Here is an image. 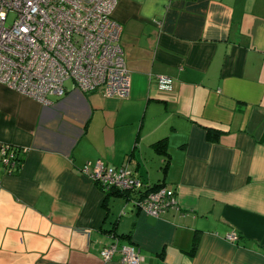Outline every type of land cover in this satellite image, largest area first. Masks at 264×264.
<instances>
[{"label": "crops", "instance_id": "1", "mask_svg": "<svg viewBox=\"0 0 264 264\" xmlns=\"http://www.w3.org/2000/svg\"><path fill=\"white\" fill-rule=\"evenodd\" d=\"M112 18L127 98L67 82L44 105L0 84V148L23 152L0 164V264H120L101 258L112 238L140 264H264V0H119ZM97 162L177 208L106 199L83 174Z\"/></svg>", "mask_w": 264, "mask_h": 264}, {"label": "built area", "instance_id": "2", "mask_svg": "<svg viewBox=\"0 0 264 264\" xmlns=\"http://www.w3.org/2000/svg\"><path fill=\"white\" fill-rule=\"evenodd\" d=\"M118 1L0 0V84L44 105L49 97L65 95L67 82L85 95L100 91L105 97L127 98L130 78L119 45L122 28L112 18ZM155 82L163 90L172 83L164 76ZM21 154L19 148L1 146L6 174L20 167ZM83 174L100 190L129 196L145 215L158 217L177 208L174 190L143 186L129 164L113 168L97 162ZM115 255L120 264H140L134 246L112 238L101 258L108 262Z\"/></svg>", "mask_w": 264, "mask_h": 264}, {"label": "trees", "instance_id": "3", "mask_svg": "<svg viewBox=\"0 0 264 264\" xmlns=\"http://www.w3.org/2000/svg\"><path fill=\"white\" fill-rule=\"evenodd\" d=\"M215 136H216V133L209 132V137H215ZM158 187H155L153 190H155ZM101 192L103 193V195L105 196L106 199L111 197V196H120V197H125V198L129 197V196L125 195V194H121V193L113 191V190H106V191L101 190ZM194 247L195 246H193V249H194Z\"/></svg>", "mask_w": 264, "mask_h": 264}, {"label": "rangeland", "instance_id": "4", "mask_svg": "<svg viewBox=\"0 0 264 264\" xmlns=\"http://www.w3.org/2000/svg\"><path fill=\"white\" fill-rule=\"evenodd\" d=\"M10 19H12V16H9V19H8V21H9Z\"/></svg>", "mask_w": 264, "mask_h": 264}]
</instances>
